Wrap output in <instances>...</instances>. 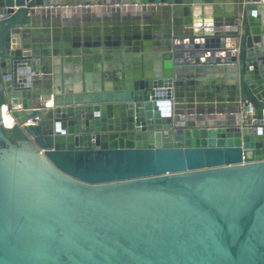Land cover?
Returning a JSON list of instances; mask_svg holds the SVG:
<instances>
[{
    "label": "water",
    "instance_id": "1",
    "mask_svg": "<svg viewBox=\"0 0 264 264\" xmlns=\"http://www.w3.org/2000/svg\"><path fill=\"white\" fill-rule=\"evenodd\" d=\"M223 2L0 0V264H264V8L237 7L241 33L225 6L213 9L222 23L178 12ZM164 3L180 17L175 38L236 39L226 46L240 50L174 48L161 75L146 76L139 56L138 77L124 69L113 87L103 77L91 91L85 77L77 91L62 80L55 92L46 48L23 40L50 7L100 6L133 31V16ZM215 74L229 82L223 103L183 94L184 81ZM244 102L254 113L240 122ZM14 121L24 135L16 143L4 132Z\"/></svg>",
    "mask_w": 264,
    "mask_h": 264
},
{
    "label": "crops",
    "instance_id": "2",
    "mask_svg": "<svg viewBox=\"0 0 264 264\" xmlns=\"http://www.w3.org/2000/svg\"><path fill=\"white\" fill-rule=\"evenodd\" d=\"M258 1L259 0H245L243 3H239L237 0H224V2L220 4L193 3L191 4L192 6L190 9L178 10V12H180L183 21L186 19L192 24H194L196 20H199L202 24H207L213 21L222 23L225 19L222 9L215 11L217 14L215 17L217 18L214 20L213 9L215 7L221 8L225 6L230 9V15L232 18L238 14L240 16L239 18H241V10L239 11L237 7L240 6V4L245 5L246 3H253L260 8H264V3ZM114 5L117 6V3ZM152 7L153 11H148L144 16H133L134 21L131 23L134 27L133 31L130 30V28H125L126 25L123 22L125 21L124 16L122 17L121 15H118L117 17V14L114 13V16L112 17L108 15V13H105V8L100 6L57 8L54 9V11H52V7H50L49 12L44 10V12L39 13L37 25L33 28V32L30 35V43L37 45L42 43L41 46L46 48L44 53V67L50 70V75L53 74L52 70L56 63H59L63 75L64 68L78 64L79 62L85 67V70H83V79L86 74L93 73L101 74L102 78H105V74L108 73H115L120 76L122 70H120V68L123 64L125 65L124 60L122 59V61H118L116 59L114 61L113 56L124 54V51H110L108 48L114 47L111 44L112 41L127 39L126 41H131L133 43V47L140 46V44H146L147 42H160V40L166 39L168 32L171 29V21H173L172 14L174 13L172 4H154ZM18 8H20V6H14L12 9L15 11ZM106 15H108V17H105ZM54 16L56 18H53ZM113 18H117L118 23L116 26L110 27L108 23H112ZM94 19L100 21L97 24L99 26H95V22L92 21ZM237 19H235V21H237ZM84 20L86 21V24L87 21H91L93 24L88 23L85 27H81L79 23ZM111 32L119 36L122 35V37L106 36ZM201 39H199L200 41L196 40V42L199 41L204 43ZM196 42L194 41L193 43ZM77 44H81L82 47H77ZM145 47L147 48V46ZM260 49L263 50L264 45L259 48V50ZM172 50L173 49H153L152 51L134 52L133 58L135 60L137 57L141 56L145 65L146 61L149 60L151 63L158 62L161 66L163 58L167 60L170 57L169 53L167 56L165 55V51L168 52ZM206 56H209V53H207L205 57ZM63 57L64 60L62 61L61 59H63ZM114 64L118 66V68L114 69ZM157 75H161V67L160 74ZM146 76H148V74ZM152 76H154V74H152ZM194 76L196 78L202 77L203 81H184L182 83V92L184 95L189 97L188 94L203 92L205 94H210L214 99V102H212L213 105L216 106L223 103L222 99L226 97V93L228 92L229 82L227 80L219 78V74H215V76L210 79H206L204 75ZM42 87L43 86L40 85L39 89L43 90ZM105 87L108 88L106 85ZM86 88L88 91L95 90V88H88L87 85ZM218 115L225 116L223 114Z\"/></svg>",
    "mask_w": 264,
    "mask_h": 264
},
{
    "label": "bare ground",
    "instance_id": "3",
    "mask_svg": "<svg viewBox=\"0 0 264 264\" xmlns=\"http://www.w3.org/2000/svg\"><path fill=\"white\" fill-rule=\"evenodd\" d=\"M173 15V14H172ZM53 18H56L55 16ZM30 37V36H29ZM30 41V38L28 39ZM125 40H118V41H112L111 44L114 47H118V48H122L126 51V53L128 54H119V55H115L113 57V60L115 61L116 59L118 61H122V59L124 60L125 65L123 64L120 68L121 70V75L119 76L118 74L115 73H108L105 74V85L108 88H111L114 86L115 84V80L119 81V79L122 76V72L124 71V69H126L127 75H131L132 77H138L140 75V69L138 68L137 64H135L133 62V56L131 53L134 52H140V51H152L153 49H164V50H170V49H174V48H178V49H190V48H195V49H221V48H227L226 45L224 44H206V43H201V42H182L181 40H175L173 38L170 39V41L168 42H147L146 44H140V46H132V42L131 41H126ZM3 41H7V40H3ZM10 41V39L8 40V42ZM13 41V40H12ZM237 41L236 39H231L229 40L230 43ZM42 43H40L39 45H41ZM150 45V46H149ZM152 45V46H151ZM77 47H82L81 44H77ZM129 46V47H126ZM147 46V48L145 47ZM203 56H205L206 54H202ZM201 55V56H202ZM146 67H147V71L146 73L148 75H157L160 73V67H159V63H151L149 62V60L146 61ZM88 68V66H87ZM118 68V66H116L114 64V69ZM60 66L59 63H56L53 67V87H54V91L55 92H60L62 89V85L61 82L62 80L65 83V87L67 90L71 91V90H79L82 87V80H83V70H85V67H83L81 65V63L78 62V64L75 65H71L67 68H64L63 71V75L61 73L60 70ZM89 70V69H88ZM26 75H29V72L26 71L25 72ZM101 74L98 73H93V74H86L85 76V81L87 84L88 88H95V90H98L101 88Z\"/></svg>",
    "mask_w": 264,
    "mask_h": 264
},
{
    "label": "built area",
    "instance_id": "4",
    "mask_svg": "<svg viewBox=\"0 0 264 264\" xmlns=\"http://www.w3.org/2000/svg\"><path fill=\"white\" fill-rule=\"evenodd\" d=\"M258 2H261V3H264V0H259ZM180 17L179 16H175L173 15V21H171V27H172V35L170 38H173L175 40H181L179 38H175L174 37V33L173 31H179V29L182 27L181 26V23H180ZM243 24V17L237 19L236 21V27L238 26V31L241 33L243 30L241 29V26ZM25 38H23V40H28L30 37L25 35L24 36ZM229 40L231 39H227L226 40V45H229L230 42ZM239 41V39H238ZM25 44H28V46H31L29 45V42L27 43V41H24ZM21 44V47H18V49H21V50H26L28 49V46L27 45H24ZM31 44V43H30ZM240 47H241V44L240 43H237V44H232V46H227L226 49H229V50H232L233 52H238L240 50ZM12 48H15L14 46H12ZM5 105V110L8 114V116H10V113H11V107L8 105V104H4ZM14 107V106H13ZM254 113V107L252 106L251 103L249 102H244V103H241L240 104V107H239V112H238V117H239V121L240 122H245L246 118L248 117V115H252ZM16 126H17V123L14 121L13 122Z\"/></svg>",
    "mask_w": 264,
    "mask_h": 264
},
{
    "label": "trees",
    "instance_id": "5",
    "mask_svg": "<svg viewBox=\"0 0 264 264\" xmlns=\"http://www.w3.org/2000/svg\"><path fill=\"white\" fill-rule=\"evenodd\" d=\"M4 132L13 143L24 138L23 132L18 126H14L12 129L5 130Z\"/></svg>",
    "mask_w": 264,
    "mask_h": 264
},
{
    "label": "rangeland",
    "instance_id": "6",
    "mask_svg": "<svg viewBox=\"0 0 264 264\" xmlns=\"http://www.w3.org/2000/svg\"><path fill=\"white\" fill-rule=\"evenodd\" d=\"M113 26H116V25H113ZM117 54V53H116Z\"/></svg>",
    "mask_w": 264,
    "mask_h": 264
}]
</instances>
